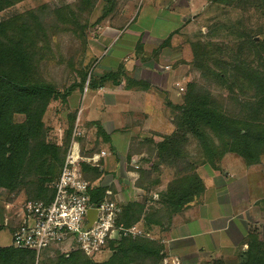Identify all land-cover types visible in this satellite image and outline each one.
Masks as SVG:
<instances>
[{"label": "trees", "instance_id": "obj_1", "mask_svg": "<svg viewBox=\"0 0 264 264\" xmlns=\"http://www.w3.org/2000/svg\"><path fill=\"white\" fill-rule=\"evenodd\" d=\"M21 1L23 0H0V12ZM81 1L88 7L92 6L91 0ZM210 1L225 7L232 4L238 7L250 5L264 20V0ZM107 4L105 13L111 9L112 2L108 1ZM66 10L69 13L53 10L55 19L60 22V18H64L66 23L75 19L74 11L71 9L72 13L69 7ZM34 11L0 21V189L8 193L23 191L27 200L48 203L53 195L51 184L65 155L70 132L66 133L60 145L49 141L43 116L51 101L61 99L65 102L75 85L62 94L53 83L41 76L38 60L44 58L47 34L41 17ZM261 24L254 32L242 30V27L238 28L240 30L237 27L231 29L232 31L229 29L234 33L232 39L236 40V45L234 52L228 50L229 55L224 60H217L218 57L215 56L216 50L220 48L216 43H191L192 63L202 77L207 75L220 84L228 85L230 92L234 88L240 89L247 99L244 102L238 101L243 118L241 117L240 125L227 141L212 148L199 146L203 149V162L210 160L214 163L224 154L233 153L246 165H250L258 162L264 154V21ZM255 36L260 38L255 40ZM44 43L45 45H41ZM111 76L101 77L99 84L110 80ZM84 79L85 77L78 85L81 88ZM133 82L135 81H131L130 85ZM91 84H94L93 80L89 82ZM188 107L223 110L221 104L216 103L195 83L186 84L183 104L177 109L185 110ZM15 115H22L23 120L15 122ZM160 138L155 151L165 154L164 159L185 161L188 154L187 149L185 150L188 142L186 136L172 132L160 135ZM214 164L211 163L210 167L216 169ZM82 171L87 179V173H91L93 178L102 174L97 168H91L84 163ZM107 188L110 189L97 184L91 191L90 201L95 204L103 201ZM203 189L202 179L186 165L159 194V210L146 208L145 204L138 202H128L122 207L117 222H123L124 227L142 222L146 230L154 225L165 231L172 216L201 194ZM246 244L247 249L235 261L212 259L215 261L211 260V264H264V239L258 237L255 229L248 232ZM107 247H111L112 253L104 262H93L77 249L64 253L54 248H46L41 252L44 258L40 264H158L164 258L161 239L155 240L145 235L134 239L120 237L109 241ZM50 255L55 257V261L49 258ZM0 264H35V254L31 250L15 248L12 245L0 246Z\"/></svg>", "mask_w": 264, "mask_h": 264}, {"label": "rangeland", "instance_id": "obj_2", "mask_svg": "<svg viewBox=\"0 0 264 264\" xmlns=\"http://www.w3.org/2000/svg\"><path fill=\"white\" fill-rule=\"evenodd\" d=\"M91 1L92 6L88 7L81 0H23L0 12V21L9 18L12 19L18 14L34 10L35 14L37 16L39 14L41 17L43 28L47 34V40L45 41L47 47L44 51V58L38 60V69L41 76L44 80L53 83L56 90L62 94L67 88L75 85L65 102H62L61 99L53 100L46 109L43 122L47 128L48 140L60 145L64 141L66 133L70 132V139L65 151H70L74 141L78 151H81V154L84 156H89L99 151H105L106 155H108V151H114L112 150L110 141L103 140L99 137V128L98 130L93 128V123L87 126L83 123L82 108L87 103L89 93L95 85L99 84L98 80L101 77L110 74H107V72H104L102 75L98 74L96 70L99 67L98 63L100 65L107 62L111 64L113 63L112 57L122 58L126 52L133 60L141 56V54H148L147 51L150 53L153 48L149 44L145 46L142 44L145 39V34L142 31H139L140 33H136V35L130 34L135 29L141 30L148 28L151 32L165 31L167 33L169 29L179 24L177 20L167 24L162 22L160 16L165 15L168 12L167 9L163 10L161 15L154 19L151 17L152 15L149 16L145 10L147 8L145 5H148L149 0ZM108 1L112 2V5L111 9L105 13L104 11L108 5ZM179 3L183 5L184 8L182 9H186V7H189V9L192 8L194 10L192 13L197 16L194 19L191 16L188 17V20L184 24V30L178 34L180 36L179 42H177V46L174 48L179 53H182L184 59V65L181 63L177 72L178 76L181 77L184 75L186 79L184 89L179 92V95L184 101L186 84L195 83L200 90H204L205 93L207 92L216 103L221 104V109L223 110L219 111L212 107H188L185 110H181L177 109V107L182 105L183 102L174 108L171 104L170 106L168 105L170 103L169 101L163 103V108L159 105V109L156 107L157 113L165 114L166 124L163 123V127L171 131L170 133L179 132L188 139L185 146V150L187 149L188 153L185 161L175 160L174 158H172V161L167 160L164 159L165 154L161 155L155 151L156 143L161 140L160 135L164 133L154 131H147L143 137H131L128 150L124 157L117 152H113L115 164H122L125 161L127 163V169L136 172H134L135 178L139 174L141 177L140 182L147 188L150 187L153 180L160 183L162 179L164 180L166 178L171 182L175 179L177 173L186 165L191 167L199 176V172L202 171V166L205 165L206 167L212 168L210 167L211 163H215L214 165L220 163L221 158L214 163L210 162V160L203 162V159H201L203 149L199 146L203 145L212 148L227 141L232 132L238 128L243 118V112L238 107V101L244 102L247 100L242 94L243 91L234 88V91L230 92L228 85L220 84L207 75L202 77L203 75L192 63L191 43L195 41L216 43L220 48L216 50L215 56L218 57L217 60H224L229 55L228 50L231 49L234 52L236 45V40L232 39L234 33L231 32V29L237 27V30H240L238 28L242 27V30H252L254 32L255 29L262 25L261 22L264 21L256 11L252 10L250 5L238 7L236 4H232L231 6L225 7L210 0H180ZM164 5L166 6V4ZM67 7L74 11L75 19L66 23L64 18H60L59 22L55 19L53 10H62L64 14L68 12L66 10ZM132 20L134 22L130 26ZM230 32L231 34H229ZM117 36H120L119 39H117ZM171 36L165 38L164 45L167 46L169 44ZM259 38L260 36H255V40ZM41 45H45V43ZM105 49L107 50L105 51ZM154 54H157V52H154ZM262 54L264 57V53ZM126 67L121 68L122 74L120 76L114 75L115 77H111L115 81L117 79L121 80L123 83L121 88H124V90H139L142 80L135 78V62ZM126 72L132 73V78H127ZM83 77L85 79L81 88L78 85L82 83ZM129 79L135 82L129 85ZM91 80L94 81V84L89 85ZM111 84V81L105 82L104 88L112 86ZM106 93H108L107 89L103 90V88H100V92L96 95V98L99 95H108ZM122 101L125 102H121V108L118 109L119 107H115L110 109L111 112L106 117L112 119L117 116L116 114H120L125 120L131 121L133 126H140L142 118L145 115L144 112L138 106H131L129 100L122 99ZM126 103H128V106H124ZM134 104L137 103L134 101ZM99 117L98 115L96 119H99ZM22 120V115L14 116L15 122ZM96 123L98 122L96 121ZM76 132L77 134L75 135ZM120 144L122 146L125 145L126 140ZM140 153L143 154V157L139 158V161L147 164L149 167L148 170L146 168L139 169V164H137L138 168L133 169V165L131 164L132 156L133 154ZM147 166L145 165L144 167ZM97 169L102 172L101 176L97 178H93L91 173H87L88 180L94 183V187L97 184L110 187L113 190L111 199H117L122 207L128 202H133L131 200H120V188H125L129 182L125 177V173L121 172L118 175V172H115V176L112 177L113 181L107 184V179L111 177H108V173L104 169H101V167ZM122 180L124 181L123 184L121 183L123 182ZM129 191L130 193L133 192V190ZM26 198L23 191L8 193L0 189V246L11 245L8 231L14 221H17V213L22 204L27 201ZM154 239L159 240V238ZM246 249L247 246H244L241 251L238 250L228 258H213L206 255L200 261L190 256L181 260H172L168 257V252L166 253L164 245V258L158 264H211L212 259H222L224 262H231L238 259ZM111 253L112 249L109 247V250L100 254V258L91 261L104 262L110 257ZM167 257L169 258L168 262L165 261ZM43 258L44 255H40L37 261L35 258V264H40ZM49 258L55 261L54 256L50 255Z\"/></svg>", "mask_w": 264, "mask_h": 264}, {"label": "crops", "instance_id": "obj_3", "mask_svg": "<svg viewBox=\"0 0 264 264\" xmlns=\"http://www.w3.org/2000/svg\"><path fill=\"white\" fill-rule=\"evenodd\" d=\"M179 1L149 0L148 5H145L147 14L152 15L153 19L167 9L168 12L160 16L162 22L167 24L177 20L179 23L167 33L165 31L151 32L148 28L135 29L130 33L136 35L142 31L146 39L142 44L144 46L149 44L153 48L150 53L146 50L148 54H141L133 60L126 52L122 58L112 57L113 63L111 64L107 62L100 65L98 63L99 67L96 69L98 74L102 75L107 72L115 77L122 74L121 68H127L126 66L135 62V78L142 80L140 89L124 90L121 88L123 86L121 80L115 81L110 77L113 82L107 80L104 83L111 81L112 86L104 88V83L95 85L88 95L87 103L82 108L85 126L93 123L95 125L93 128L97 130L99 128V137L110 141L112 150H114L108 151V155L101 160V169H104L108 177H111L107 179V184L113 181L112 177L115 176V172H118V175L121 172L125 173L129 182L125 188H120V200L145 204V207L149 209L159 210L161 207L158 202L159 194L166 189L165 186L170 180L165 178L160 183L154 180L149 188H145L140 182L139 174L135 178V171L128 170L125 161L122 164H115L113 152L124 157L131 137H143L147 131L164 134L171 132L163 127V123L166 124L165 114L157 113L156 107L159 109V105L163 108L165 101L170 102L168 105H180L183 102L178 87L183 86L184 88L186 79L184 75L178 76L177 72L181 63L184 65V59L182 53L174 48L179 42L178 34L184 30L188 17L191 16L192 19L197 17L192 13L194 11L192 8V10L189 7L182 9L184 7ZM133 22L134 20L130 26ZM170 35H172L171 40L166 46L164 45L165 38ZM119 37L117 36V39ZM126 76L132 78V73L126 72ZM131 81L133 80H128L129 85ZM100 88L107 89L106 94L108 95H99L96 98ZM122 99L129 100L131 106H138L144 112L140 126H133L131 121L125 120L120 114H116L117 116L112 119L106 117L111 112L110 109L121 108V102H125ZM134 101L137 104H134ZM124 106H128V103ZM98 115L100 117L96 119ZM124 140L126 144L122 146L120 143ZM142 157V153L133 154L131 159L133 169L138 168L137 164H139V169H149L147 164L139 161ZM145 165L147 167H144ZM215 167L216 169L202 166V171L199 172L204 186L202 193L184 206L178 214L172 216L167 230L162 231L154 225L146 230L142 222L136 224L151 239L160 238L165 245L166 253L168 252V257L172 260H181L190 256L200 261L206 255L213 258L231 257L247 246L246 237L252 229H255L260 239H264V154L260 156L258 162L246 165L238 156L227 153ZM121 183L123 184L124 181ZM128 188L133 190L132 194L129 190L125 191ZM168 257L165 259L166 262H168Z\"/></svg>", "mask_w": 264, "mask_h": 264}, {"label": "built area", "instance_id": "obj_4", "mask_svg": "<svg viewBox=\"0 0 264 264\" xmlns=\"http://www.w3.org/2000/svg\"><path fill=\"white\" fill-rule=\"evenodd\" d=\"M183 89L178 87L179 91ZM105 156V151L84 156L73 141L51 184L52 199L48 203L27 200L22 204L17 221L9 228L10 244L33 251L36 261L46 248L64 253L77 249L91 260H97L100 254L109 250V241L142 236L143 231L136 224L124 227L117 222L122 205L117 199H111L110 189L105 190V197L100 203L90 201L94 183L86 178L82 163L99 168ZM90 209H95L96 215L87 227V212Z\"/></svg>", "mask_w": 264, "mask_h": 264}, {"label": "water", "instance_id": "obj_5", "mask_svg": "<svg viewBox=\"0 0 264 264\" xmlns=\"http://www.w3.org/2000/svg\"><path fill=\"white\" fill-rule=\"evenodd\" d=\"M95 215H96V210L95 209H90L87 212V227L90 226V224L93 222V220L95 219Z\"/></svg>", "mask_w": 264, "mask_h": 264}]
</instances>
